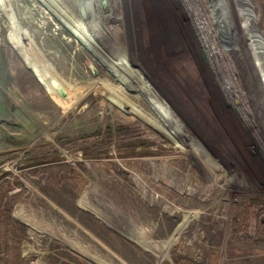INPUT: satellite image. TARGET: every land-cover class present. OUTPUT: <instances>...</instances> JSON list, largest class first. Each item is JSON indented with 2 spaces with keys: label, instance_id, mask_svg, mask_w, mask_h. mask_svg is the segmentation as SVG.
Listing matches in <instances>:
<instances>
[{
  "label": "rangeland",
  "instance_id": "obj_1",
  "mask_svg": "<svg viewBox=\"0 0 264 264\" xmlns=\"http://www.w3.org/2000/svg\"><path fill=\"white\" fill-rule=\"evenodd\" d=\"M90 2L0 0V264H264V0Z\"/></svg>",
  "mask_w": 264,
  "mask_h": 264
},
{
  "label": "water",
  "instance_id": "obj_2",
  "mask_svg": "<svg viewBox=\"0 0 264 264\" xmlns=\"http://www.w3.org/2000/svg\"><path fill=\"white\" fill-rule=\"evenodd\" d=\"M101 1H102V4H103V7L106 9L107 6H108L107 5V0H101ZM90 3H91V5H90V8H89V11L86 12V16L87 17L90 16L93 13V2H92V0H91ZM78 8H79V11L84 15L85 9L82 6H79ZM80 17L82 18L83 21L86 20L82 16H80ZM93 33L95 35V43L96 44L94 46H92V47L95 50L101 52V54H103L104 57L107 58V61H109L111 63L116 58H118V59L121 58V57H123L124 59L126 58L127 61H128V63H127V61H126V63L124 62L125 63L124 65H126V67L128 69H130V71L132 72V74L134 75V77L137 78L140 83L143 84V82H144L149 87L150 91L152 93H154V91H153V88H154L153 85L147 80V78L145 77L144 74H142L141 72H139V67L137 65H135L131 61L128 53L122 48V46L120 44H117L113 40V38H111L109 40L108 39H105L103 37L101 31L98 29V27H93ZM127 64L129 66H127ZM114 65H116V64H114ZM118 67H120V66H118ZM94 73L95 74L97 73L96 70H95V68H94ZM161 103L164 104L163 102H161ZM171 133H173V132H171Z\"/></svg>",
  "mask_w": 264,
  "mask_h": 264
},
{
  "label": "crops",
  "instance_id": "obj_3",
  "mask_svg": "<svg viewBox=\"0 0 264 264\" xmlns=\"http://www.w3.org/2000/svg\"><path fill=\"white\" fill-rule=\"evenodd\" d=\"M10 43L12 46L11 50L14 51L13 48L17 44L12 41ZM17 46L20 48L19 44ZM18 51L19 50L17 49V54L19 53ZM8 67L9 66L3 65V59L0 60V118H2V116H4L6 112V102L8 101V99H11V101L14 102V95L11 91L15 88V81H12L11 79L16 76V73L14 72L13 68L10 70Z\"/></svg>",
  "mask_w": 264,
  "mask_h": 264
},
{
  "label": "bare ground",
  "instance_id": "obj_4",
  "mask_svg": "<svg viewBox=\"0 0 264 264\" xmlns=\"http://www.w3.org/2000/svg\"><path fill=\"white\" fill-rule=\"evenodd\" d=\"M89 1V0H88ZM89 5H91L90 3H89ZM96 26V25H95ZM88 44H90L89 42H87ZM91 46H93L92 44H90ZM107 63H108V65H109V67L115 72V73H118V75L120 76V79L119 80H121L122 81V76H121V74L122 73H120L116 68H115V65L114 64H112L111 62H109V61H106ZM129 74H130V79H128L129 81H131V83H126V82H124V84L127 86L126 87V90H146L148 93H150L152 96H153V98L155 99V101L158 103V105L161 107V109L164 111V113H166V114H169V116L170 117H168V120L169 121H172L171 120V118H173V116L170 114V113H168V111L167 110H165L162 106H161V103L158 101V99H157V97L156 96H154L153 94H152V92L150 91V89L145 85V84H142V83H140L139 81L138 82H135V81H133L134 79H137V78H135L134 77V75L132 74V72H128ZM164 122V121H163ZM175 127H176V125H175ZM176 129V128H175ZM174 128H173V131L174 132H176L175 133V135H179V136H181L182 137V135H183V133H181V131L179 130V128H177L176 130H175ZM170 131H172V129H170ZM177 137V136H176ZM175 137V138H176ZM181 137H179V138H181ZM185 137V136H184ZM182 143V142H181Z\"/></svg>",
  "mask_w": 264,
  "mask_h": 264
},
{
  "label": "flooded vegetation",
  "instance_id": "obj_5",
  "mask_svg": "<svg viewBox=\"0 0 264 264\" xmlns=\"http://www.w3.org/2000/svg\"><path fill=\"white\" fill-rule=\"evenodd\" d=\"M234 2H235V0H234ZM234 4H236V3H234ZM247 4H249V3L247 2ZM254 24H255L256 27H257L258 22H256V21L254 20ZM241 27H242V25H241ZM239 61H240V60H238L237 62H239ZM241 63L244 64V65H246V63H247V65H248V68L246 69L247 74L251 71V68H252V66L254 65L253 62H250L249 60H247V62H246L244 59L241 60ZM238 64H240V63H238ZM253 70H254V72L256 71V69L254 68V66H253ZM257 71H258V70H257ZM257 74H258L259 77H260V72H259V71L257 72ZM246 85L248 86V90H250V91H254V89H253L251 83H249V84L246 83ZM229 88H230V87H229ZM237 104H238V107L241 106L240 101L237 102Z\"/></svg>",
  "mask_w": 264,
  "mask_h": 264
},
{
  "label": "trees",
  "instance_id": "obj_6",
  "mask_svg": "<svg viewBox=\"0 0 264 264\" xmlns=\"http://www.w3.org/2000/svg\"><path fill=\"white\" fill-rule=\"evenodd\" d=\"M253 201H259L258 199H254Z\"/></svg>",
  "mask_w": 264,
  "mask_h": 264
}]
</instances>
